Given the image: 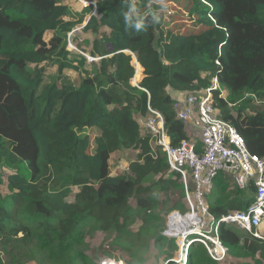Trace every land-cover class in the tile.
<instances>
[{"label":"trees","instance_id":"1","mask_svg":"<svg viewBox=\"0 0 264 264\" xmlns=\"http://www.w3.org/2000/svg\"><path fill=\"white\" fill-rule=\"evenodd\" d=\"M94 1L91 14V4L73 12L64 0H0V186L6 187L0 241L33 244L64 264L85 259L71 251L81 245L87 221L120 232L137 211L141 225L162 226L166 213L183 205L180 175L153 150L138 120L148 107L162 115L177 145L191 135L176 117L174 99L199 95L217 77V115L252 154L264 156V0H182L200 25L191 32L166 28L160 17L151 23L150 16L146 31L126 30L123 12L132 0ZM135 3L141 14L160 9L154 0ZM87 14L81 31L89 45L81 50L99 57L91 62L67 49L68 34ZM128 51L144 74L137 85L130 83L135 68ZM50 65L56 81L47 80ZM68 71L79 75L77 84L61 80ZM123 153L133 156H126L129 171L112 174L111 158L125 160ZM254 193L252 183L241 189L219 173L209 209L215 217L245 210ZM219 237L227 264H264L263 239L225 223ZM162 240L174 244L155 238ZM197 245L185 264H222Z\"/></svg>","mask_w":264,"mask_h":264},{"label":"built area","instance_id":"2","mask_svg":"<svg viewBox=\"0 0 264 264\" xmlns=\"http://www.w3.org/2000/svg\"><path fill=\"white\" fill-rule=\"evenodd\" d=\"M83 7L93 5L94 0H78ZM82 26L73 28L67 37V49L80 50L71 43L70 36ZM85 55L88 61L96 57ZM142 68L135 63V76ZM134 85H137L136 81ZM219 87L213 77L199 95L181 94L173 101L176 117L189 130L190 139H182L173 145L164 129L162 115L148 107L146 117H139L144 130L153 138V150L160 149L171 171L180 175L184 189L185 212L171 209L166 214L161 235L172 239L177 252L166 264H185L194 244L202 245L208 256L217 262L225 261L228 248L219 237V225L225 223L249 231L264 240L259 227L264 221V156L252 154L236 128L217 115L212 103V93ZM199 142V144H197ZM198 145V146H197ZM129 165L120 160L115 163L113 173L128 172ZM219 173L227 175L236 187L245 189L249 183L255 188L254 201L242 211H229L215 217L208 200L214 191ZM104 264H123L105 259Z\"/></svg>","mask_w":264,"mask_h":264},{"label":"rangeland","instance_id":"3","mask_svg":"<svg viewBox=\"0 0 264 264\" xmlns=\"http://www.w3.org/2000/svg\"><path fill=\"white\" fill-rule=\"evenodd\" d=\"M68 6L75 11L81 9V5L78 0H64ZM154 3L160 6V9L156 11L166 28H171L176 32H191L197 30L200 25L194 21V18L190 17L187 13L186 3L182 0H154ZM190 6V5H188ZM90 14L85 16L84 22ZM84 22L80 25L84 24ZM75 28V27H74ZM74 36L77 38L75 44L80 52H83L82 47H87L89 43L84 40H89L88 34H83L81 28L77 33L70 36L71 43H73ZM78 52V51H76ZM78 52V53H80ZM84 53V52H83ZM47 80L56 81V67L49 66L47 68ZM65 76L62 79H68L74 83H78L79 75L75 72L68 71L65 72ZM140 78V77H139ZM139 78L133 80L130 83L134 84L139 81ZM60 77L57 78V81ZM95 134V130L84 129L83 133ZM118 155V154H117ZM129 156L131 158L132 154L123 153L121 158L129 160L126 158ZM133 157V156H132ZM117 156L112 158L114 162ZM127 162V161H126ZM8 172L7 170H4ZM2 192H6V187L4 185L0 186ZM174 200L178 197H174ZM182 200L183 205L179 209L181 212L187 210L184 199ZM169 212V211H168ZM167 214V213H166ZM163 219L164 223L162 226L159 224H147L141 225L140 219H138V212L134 211L132 213V218L127 222L123 231L115 232L112 231H101L98 226L93 221H87L83 227L82 233V243L79 247H75L71 254L75 252H80L82 255H86L85 259L82 257H75V259H69V264H104L105 259H112L116 262L122 261L123 264H166L170 259L173 258L174 254L177 252V248L174 244H168L165 240L160 242H155L158 234H161L163 225L165 226L166 215ZM264 226V221L260 226L261 229ZM19 236L21 233L18 234ZM22 244V241L19 242ZM197 246L194 244L193 247ZM84 255V256H85ZM197 254L196 257H198ZM0 257L7 264H64L61 262H56L48 258L47 253L40 250L33 244L15 246L13 243H8L7 241H0ZM1 264V262H0ZM222 264H227V261L222 262Z\"/></svg>","mask_w":264,"mask_h":264},{"label":"clouds","instance_id":"4","mask_svg":"<svg viewBox=\"0 0 264 264\" xmlns=\"http://www.w3.org/2000/svg\"><path fill=\"white\" fill-rule=\"evenodd\" d=\"M93 6V5H92ZM93 10H95V7L93 6ZM92 10V12H93ZM91 12V13H92ZM94 13V12H93ZM145 16H150L151 17V23H156L159 21V15L149 9L148 11H146L145 13L141 14L139 12V10L137 9V6H136V3H135V0H132L131 3H128L127 5V10L123 12V20H124V24H125V28L126 30L127 29H134L135 31L137 32H141V31H146L147 30V27H148V24L145 22ZM85 23V22H84ZM83 26V25H81ZM75 46V45H74ZM76 51V50H75ZM131 56H132V65L134 66L135 68V63H137L139 66V62L137 61L136 59V56L133 52H130L128 51ZM82 54V53H81ZM86 54V53H84ZM87 55V54H86ZM88 56V55H87ZM86 57V56H85ZM87 58V57H86ZM99 59V57H96ZM97 59V60H98ZM88 61V59H87ZM89 62V61H88ZM91 62V61H90ZM141 67V66H140ZM142 68V67H141ZM138 73V72H137ZM144 76V74L142 73L141 71V75H140V78H139V81L142 79V77ZM137 79V77L135 76V70H134V74H133V77L131 78V82L133 80ZM134 85V84H133Z\"/></svg>","mask_w":264,"mask_h":264},{"label":"crops","instance_id":"5","mask_svg":"<svg viewBox=\"0 0 264 264\" xmlns=\"http://www.w3.org/2000/svg\"><path fill=\"white\" fill-rule=\"evenodd\" d=\"M68 37V36H67ZM113 158V157H112ZM112 158H111V160H110V172L112 173V174H116V173H113L112 172V169L114 168V166H115V163L116 162H118V161H120V160H118V158H115V160H114V162L112 161ZM123 161H125V160H123ZM128 163V162H127ZM117 174H119V173H117ZM225 175V174H224ZM225 177L227 178V179H230L227 175H225ZM216 180V179H215ZM231 180V179H230ZM213 194H214V191H213V193H212V195L210 196V198L209 199H211L212 197H213ZM174 209H177V208H174ZM263 223V222H262ZM262 225V224H261ZM260 225V226H261ZM259 231L260 232H262L263 234H264V228H262L261 229V227H259Z\"/></svg>","mask_w":264,"mask_h":264},{"label":"water","instance_id":"6","mask_svg":"<svg viewBox=\"0 0 264 264\" xmlns=\"http://www.w3.org/2000/svg\"><path fill=\"white\" fill-rule=\"evenodd\" d=\"M93 12H95V10H93ZM93 12H92L91 14H93ZM91 14H90V15H91ZM90 15L87 17V19H86L85 21H87V20H88V18L90 17ZM83 25H84V24H83Z\"/></svg>","mask_w":264,"mask_h":264},{"label":"bare ground","instance_id":"7","mask_svg":"<svg viewBox=\"0 0 264 264\" xmlns=\"http://www.w3.org/2000/svg\"><path fill=\"white\" fill-rule=\"evenodd\" d=\"M263 228H264V226H263Z\"/></svg>","mask_w":264,"mask_h":264}]
</instances>
